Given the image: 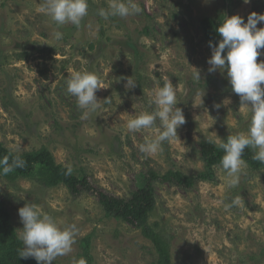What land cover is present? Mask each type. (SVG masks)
Masks as SVG:
<instances>
[{
    "label": "rangeland",
    "instance_id": "rangeland-1",
    "mask_svg": "<svg viewBox=\"0 0 264 264\" xmlns=\"http://www.w3.org/2000/svg\"><path fill=\"white\" fill-rule=\"evenodd\" d=\"M42 2L0 0V144L15 155L46 147L57 164L71 166L79 178L86 175L90 189L73 195L64 186L45 188L34 179L11 183L0 176V202L18 236V210L31 203L60 226L79 229L72 252L53 264H76L90 235L93 264H157L141 230L107 217L98 194L129 200L149 173L172 171L197 178L192 189L154 185L156 207L148 223L169 242L172 264H264V169L248 166L237 188L226 187L218 166L213 181L198 177L205 172L202 141L247 130L227 71L208 72L212 49L201 23L227 13L247 22L253 12L264 14V0H232L228 9L227 0H136L139 14L108 20L97 10L109 0H89L82 26H63L62 40L38 10ZM197 70L199 82L192 76ZM74 71L94 72L102 87L96 92L102 107L87 120L67 92ZM127 78L137 82L135 88L125 87ZM165 82L176 90L185 123L178 138L164 142L162 153L146 155L140 145L155 131L129 132L127 120L154 110L149 101ZM237 197L240 204L226 211L224 204Z\"/></svg>",
    "mask_w": 264,
    "mask_h": 264
},
{
    "label": "clouds",
    "instance_id": "clouds-1",
    "mask_svg": "<svg viewBox=\"0 0 264 264\" xmlns=\"http://www.w3.org/2000/svg\"><path fill=\"white\" fill-rule=\"evenodd\" d=\"M250 0H244L249 3ZM54 23L53 36L62 40L63 26L72 25L79 29L89 14V0H43L39 9ZM141 8L136 0H109L107 8L97 10V15L105 20L111 17L127 18L139 14ZM264 22V14L251 13L247 22L240 15L223 19L216 31L222 38L218 46L209 42L212 55L207 63L208 72L227 71V78L232 91L239 96L240 110L245 114L247 130L229 135L226 140H209L223 150L218 165L225 173L227 188H237L241 176L246 173L248 163L243 159L245 149L253 151L252 159L264 164V60L258 62V57L264 55V28L257 24ZM225 50H227L226 54ZM227 62V63H226ZM193 79L201 81L200 71L192 74ZM136 81L127 78L125 87H136ZM102 88L98 76L91 71H74L67 82V92L76 97L77 106L82 110L81 119H89L101 107L96 92ZM200 90L199 95H204ZM105 103L108 99L103 100ZM228 101V100H225ZM224 101V103H225ZM230 101H228L229 103ZM177 94L170 82L157 86L149 105L156 107L152 111H144L136 117L127 120L129 132L154 130L155 135L146 138L140 145V151L146 155H157L163 152V144L177 137V129L185 123V117L178 104ZM250 105V106H249ZM219 108L220 104H215ZM26 161L20 155L0 158V175H8L16 168H23ZM68 166L66 175L72 174ZM240 204L237 197L230 203H225L226 211ZM23 223L19 235L23 247L18 249V256L24 259L35 258L37 264H53L57 257L66 256L73 250L75 238L79 229L77 225L60 226L49 214L42 213L37 205L26 203L18 210ZM76 264H86L81 258Z\"/></svg>",
    "mask_w": 264,
    "mask_h": 264
},
{
    "label": "trees",
    "instance_id": "trees-1",
    "mask_svg": "<svg viewBox=\"0 0 264 264\" xmlns=\"http://www.w3.org/2000/svg\"><path fill=\"white\" fill-rule=\"evenodd\" d=\"M232 5V0H227V9L228 7H232ZM228 15L229 13L222 14L213 18H206L202 21L201 30L204 39L208 43L211 41L213 45L218 46L222 38L216 29L223 19L228 18ZM144 33L148 34L147 30H145ZM226 52L227 50H225L223 54H226ZM226 139L227 138L224 140ZM208 141L209 140H204L201 142L202 160L205 172L200 173L198 177L202 181L212 180L211 175H214L215 168L219 165L220 159L224 154L223 150L216 147L214 143H209ZM5 156H15V154L5 149L0 144V158ZM20 156L26 161L25 167L16 168L8 175H0L2 178L11 183H15L19 179H34L45 188L64 186L73 195H80L90 189L86 175L82 178L73 174L66 175L67 168L57 164L53 154L46 147L21 154ZM252 156L253 151L246 148L243 159L247 161L250 169L253 171L264 169V164L254 161ZM156 183L192 189L197 183V178L185 177L180 173L172 171L163 176L151 172L149 176L145 178V182L132 192L129 200H120L108 194L99 193V204L107 217L123 222L128 221L135 223L137 228L141 230L144 238L150 241L155 248L158 256L157 264H172L169 242L162 233L155 230V228L148 223L149 216L156 207L154 188ZM91 240L92 235L86 237L82 241V256L85 258L86 264H93L94 262L90 252ZM22 247V241L19 239L17 231L12 224L11 214L0 202V264H37V261L32 257L24 259L18 256V249Z\"/></svg>",
    "mask_w": 264,
    "mask_h": 264
}]
</instances>
